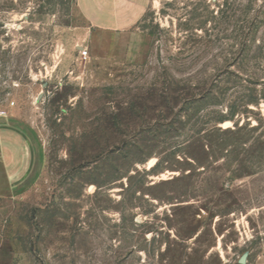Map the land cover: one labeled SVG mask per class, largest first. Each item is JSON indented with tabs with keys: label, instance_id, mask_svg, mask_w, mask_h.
<instances>
[{
	"label": "rangeland",
	"instance_id": "rangeland-1",
	"mask_svg": "<svg viewBox=\"0 0 264 264\" xmlns=\"http://www.w3.org/2000/svg\"><path fill=\"white\" fill-rule=\"evenodd\" d=\"M76 1L0 0L34 172L0 264H264V0H149L124 32Z\"/></svg>",
	"mask_w": 264,
	"mask_h": 264
},
{
	"label": "crops",
	"instance_id": "crops-1",
	"mask_svg": "<svg viewBox=\"0 0 264 264\" xmlns=\"http://www.w3.org/2000/svg\"><path fill=\"white\" fill-rule=\"evenodd\" d=\"M149 0H77L73 16L104 31L124 32L142 18ZM8 118L0 120V202L24 193L34 178L26 156L28 132Z\"/></svg>",
	"mask_w": 264,
	"mask_h": 264
},
{
	"label": "built area",
	"instance_id": "built-area-1",
	"mask_svg": "<svg viewBox=\"0 0 264 264\" xmlns=\"http://www.w3.org/2000/svg\"><path fill=\"white\" fill-rule=\"evenodd\" d=\"M80 56H81L82 58L86 59L87 56H88V52H87L86 50H83V51L80 52ZM13 104H14V103H11V105H13Z\"/></svg>",
	"mask_w": 264,
	"mask_h": 264
}]
</instances>
